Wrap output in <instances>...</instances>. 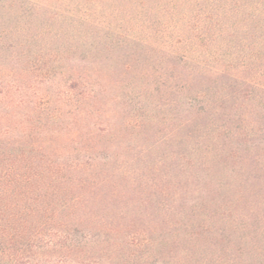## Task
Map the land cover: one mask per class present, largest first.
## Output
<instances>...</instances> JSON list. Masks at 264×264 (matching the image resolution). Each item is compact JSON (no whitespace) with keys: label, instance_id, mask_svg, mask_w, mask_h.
Wrapping results in <instances>:
<instances>
[{"label":"trees","instance_id":"1","mask_svg":"<svg viewBox=\"0 0 264 264\" xmlns=\"http://www.w3.org/2000/svg\"><path fill=\"white\" fill-rule=\"evenodd\" d=\"M8 1L17 15L28 10L52 11L50 22L69 19L76 28V42L62 53L78 56L74 73H67L63 84L41 66L46 55L29 59L32 69L40 72L41 85L36 89L20 73L21 60L27 58L19 60V55L26 50L30 57L34 54L19 38L10 39L6 48L13 55L10 61L16 59L12 69L0 63V264H165L159 248L172 230L157 236L156 230L121 226L114 219H101L98 226L99 221L85 211L80 190L112 157V146L98 143L112 135L114 127L108 121L114 117L103 122L91 105L109 93L110 83L103 80L107 73L98 63L107 60L105 51L109 55L117 50L115 65L129 72L143 52L158 53L160 60L149 64L153 72L142 73L144 77L155 73L157 86L182 93L196 86L200 77L213 75L224 78L220 85L229 90L219 98L223 107L228 101L237 103L246 88L252 92L247 99L258 100L253 89L264 91V0H124L128 10L116 7L110 13L105 3L110 0H75L72 6L71 0H0V9ZM109 17L118 23L113 25ZM128 20L133 24L128 22L123 29L122 23ZM38 24L37 36L58 37V31L52 34L47 24ZM4 31L3 38L0 32V50L11 36L8 28ZM239 50L251 55L258 79H247L237 71ZM61 87L74 104L66 112L67 121L61 109L51 107ZM186 96L195 116L210 113L203 91ZM253 117L247 114L242 120L251 125ZM123 126L131 127L132 122L125 121ZM64 135L81 149L68 154L61 151ZM196 209L195 203L193 221L180 227L181 236L193 242L209 237L230 239L228 245L237 240L226 232L227 223L233 227L234 220L219 217L226 226L216 227L212 217H196ZM227 253L229 258L224 253V260L217 256L209 263L238 264L240 258L255 256L242 246L236 253Z\"/></svg>","mask_w":264,"mask_h":264},{"label":"rangeland","instance_id":"2","mask_svg":"<svg viewBox=\"0 0 264 264\" xmlns=\"http://www.w3.org/2000/svg\"><path fill=\"white\" fill-rule=\"evenodd\" d=\"M116 1L105 2L106 12L116 7L123 12L130 8L124 0L123 4ZM74 2L69 1V5ZM38 13L28 10L17 15L10 1L0 9L1 37L5 36L7 28L8 36L11 35L7 38L9 42L2 43L0 63L12 69L16 59L10 61L13 55L6 48L10 39L19 38L34 54L30 57L26 50L18 58H27L25 62L21 60L20 73L35 89L41 85L40 72L32 69L29 59L39 57L40 53L46 55L41 66L63 84L65 75L74 73L78 56L74 52L62 53L75 45L74 24L69 19L50 22L52 11ZM37 16L52 34L58 31V37L37 36L36 32L41 31L40 18L35 21ZM128 22L133 24L128 20L122 23L123 29L128 28ZM116 23L118 21L112 20L113 25ZM247 41H251L250 37ZM244 52L236 53L239 57L235 61L237 71L247 79H258L251 55ZM116 55L117 50L109 55L105 51L107 60L98 63L101 71L107 73V79L103 80L110 83L109 93L100 102H90L103 122L108 116L114 117L108 121L114 131L98 143L112 146L111 160L98 168L90 183L80 190L87 205L85 211L99 221L98 226L102 225L101 219H114L121 226L134 224L156 230L157 236L172 230L170 238L159 248V256L165 264H208L212 257L224 260V253L229 258L227 252L236 253L241 246L255 256L248 260L240 258L238 264H264V91L253 89L259 99L248 100L247 95L251 96L252 92L243 86L246 88L244 96L234 104L228 101L223 107L224 101L219 98L229 92L220 85L224 78L207 75L182 93L170 92L156 85L155 73L149 77L142 75L151 71L150 63L160 60L158 53L143 52L139 63L129 72H121L120 65H115ZM198 91L204 92L211 107L210 113L197 117L186 95ZM51 103V107L61 109L67 121L66 112L74 104L64 88L54 94ZM244 113L254 114L251 125L243 122ZM125 121H131L132 126L124 127ZM63 143L61 151L66 154L81 149L67 135ZM195 203L198 206L195 216L212 217L211 224L216 227L226 226L219 217L234 220L233 227L227 223L226 232L237 236V240L228 245L230 239L216 241L215 237H209L193 242L181 236L180 227L193 221L191 213ZM182 251L190 254L184 255Z\"/></svg>","mask_w":264,"mask_h":264}]
</instances>
